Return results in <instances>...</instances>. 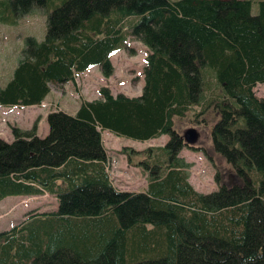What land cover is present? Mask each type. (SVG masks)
<instances>
[{"label":"trees","instance_id":"trees-1","mask_svg":"<svg viewBox=\"0 0 264 264\" xmlns=\"http://www.w3.org/2000/svg\"><path fill=\"white\" fill-rule=\"evenodd\" d=\"M60 4L0 0L7 18L48 12L44 40L25 39L0 105H39L51 83L73 82L92 66L110 78L111 57L129 36L148 48L145 85L138 97L102 87L74 115L48 114L45 138L38 120L30 130L12 126L11 143L0 138V201L44 191L58 199L57 209L0 233V264H264V99L254 92L264 84V0L255 8L252 0ZM203 116L214 121L211 149L203 141L201 150L242 185L221 178L220 168L218 191L202 194L189 184L178 127L205 130ZM101 130L136 141L170 137L164 147L134 152L147 155L145 192L114 185ZM49 219L27 234L29 224Z\"/></svg>","mask_w":264,"mask_h":264},{"label":"rangeland","instance_id":"rangeland-1","mask_svg":"<svg viewBox=\"0 0 264 264\" xmlns=\"http://www.w3.org/2000/svg\"><path fill=\"white\" fill-rule=\"evenodd\" d=\"M51 1H54L55 4H60L59 1H61L60 6H62L66 0ZM259 1L261 0H252L254 8ZM54 8L51 3L48 12L53 11ZM48 12L35 8L33 12L20 18L16 17L12 11V16L8 18L0 16V87L10 81L20 58V53L25 46V39L31 36L39 41L44 40L47 31L46 15ZM130 21L132 23L135 22V18H130ZM124 30L128 32L126 24ZM145 57V47L129 36L127 48L112 57L115 72L110 78H105L100 67L94 66L85 73L77 74L74 81L68 85L57 86L51 83L52 92L41 107L32 109L26 107H1L3 109L0 108V138L8 142L12 141L9 125L30 129L36 118L40 120L39 136L46 137L49 132L46 115L49 112L57 110L58 105L64 112L74 115L80 107L82 99H87L88 101L97 99L95 97H98V90L101 87H108L114 95L123 93L131 97L140 96L142 94V86L144 87ZM254 92L257 97L264 99V84L257 85ZM195 109L198 110L197 108ZM203 117L209 121L205 130L200 125L183 122L184 124L178 127V131L182 134L188 128L197 127L201 134L200 142L206 141V146L211 149V142H209L210 125L214 120L209 119L207 116ZM203 117L199 118L202 119ZM102 136L105 138L104 145L111 160L110 173L114 185L124 192H144L147 187V175L144 169L137 164L142 163L147 155L136 154L134 156L132 151L130 155L131 161L128 156L129 153L124 151V148H133L134 151L156 148L164 146L168 141V137L162 136L146 142H139L119 137L108 130H105ZM210 149L209 151L211 152ZM157 154L155 151L152 156L156 158ZM180 156L192 164L189 169V183L196 191L204 194L217 190L214 182V175L217 169L220 168L219 170L223 175L230 172V168L224 167L216 156L214 163H211L198 151L183 149ZM235 178L229 176L224 179L227 182H231ZM57 205V198L49 193L27 197H8L0 202V232L5 231L18 222L17 228L22 229L20 222L23 217L26 219L25 214H43L57 209ZM50 220L53 219L40 220L29 224L27 226V234L34 232L43 225L45 226Z\"/></svg>","mask_w":264,"mask_h":264},{"label":"water","instance_id":"water-1","mask_svg":"<svg viewBox=\"0 0 264 264\" xmlns=\"http://www.w3.org/2000/svg\"><path fill=\"white\" fill-rule=\"evenodd\" d=\"M196 138V131L194 129H190L185 133V139L187 142H193Z\"/></svg>","mask_w":264,"mask_h":264},{"label":"crops","instance_id":"crops-1","mask_svg":"<svg viewBox=\"0 0 264 264\" xmlns=\"http://www.w3.org/2000/svg\"><path fill=\"white\" fill-rule=\"evenodd\" d=\"M48 99V97L46 98V100Z\"/></svg>","mask_w":264,"mask_h":264}]
</instances>
